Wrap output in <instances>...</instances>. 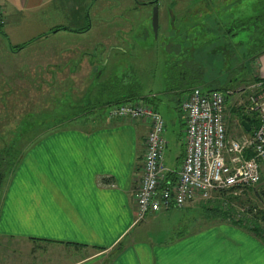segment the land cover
<instances>
[{
	"label": "rangeland",
	"instance_id": "obj_1",
	"mask_svg": "<svg viewBox=\"0 0 264 264\" xmlns=\"http://www.w3.org/2000/svg\"><path fill=\"white\" fill-rule=\"evenodd\" d=\"M80 1L76 3L78 9L73 3L67 7L65 21L58 23L61 16H51L46 25H64L73 30L90 25L89 30L75 31V35L64 29L55 40V47L75 44L82 50L79 56L67 52L53 61L48 69V85L41 87L45 81L41 72H7L2 68L8 66L0 67V76L4 77L0 82L3 163L17 162L24 150L49 130L122 120L110 116L114 105L109 108L106 101L135 94L139 99L134 101L144 102L140 96L153 91L158 94L157 107L168 125V140L172 132L170 118L177 113L171 90L181 84L179 67L196 75L192 65L203 71L202 83L193 87L224 91L228 129L234 132L242 128L241 114L248 113L240 102H246L249 87L264 76V0H160L157 35L151 0ZM49 42L53 44L54 40ZM74 60L80 66L76 74L69 70L74 69ZM27 91L32 98L26 96ZM166 154L169 163H174L170 145ZM263 187L264 183L238 195L214 192L190 208L174 209L171 218L165 217L159 227H151L148 235L162 239L167 232L176 237L206 225L233 224L211 214L218 207L232 210L234 217L249 228L264 230V203L258 193ZM175 225L172 230L168 228ZM7 241H0V264H68L87 256V251L79 248Z\"/></svg>",
	"mask_w": 264,
	"mask_h": 264
},
{
	"label": "crops",
	"instance_id": "obj_2",
	"mask_svg": "<svg viewBox=\"0 0 264 264\" xmlns=\"http://www.w3.org/2000/svg\"><path fill=\"white\" fill-rule=\"evenodd\" d=\"M79 2L0 0L5 18L0 28V67L8 66L2 68L7 72H41L45 76L41 87L48 85L53 61L67 52L79 56L82 49L75 44L55 47L64 30L50 32L57 25H46L51 16H61L58 23L65 21L67 7L73 3L78 9ZM69 30L72 35L77 32ZM25 42L29 43L23 49H12ZM73 62L74 69L69 70L76 74L80 66ZM186 95L172 93L177 113L170 118L172 132L166 140L164 161L173 173L179 170L186 153V115L181 107ZM26 96L32 98L30 91ZM148 96L160 111L158 94L153 91ZM106 102L110 108L116 100ZM167 126L166 122L164 136ZM149 129L148 119H122L43 133L24 150L1 189L0 241L23 240L31 246L51 244L87 251L86 257L68 264H264V241L235 224L206 225L176 237L167 232L162 239L148 235L151 227L157 228L165 217L171 218L174 209L185 210L172 208L149 214L142 221L136 219V192ZM168 145L175 157L172 164L166 154Z\"/></svg>",
	"mask_w": 264,
	"mask_h": 264
},
{
	"label": "built area",
	"instance_id": "obj_3",
	"mask_svg": "<svg viewBox=\"0 0 264 264\" xmlns=\"http://www.w3.org/2000/svg\"><path fill=\"white\" fill-rule=\"evenodd\" d=\"M5 18L0 7V27ZM227 95L220 90L195 87L181 107L186 115V153L175 180L165 161L166 121L144 102L115 104L110 116L119 119H148L146 153L136 192V219L152 213L207 200L214 192L235 195L264 183V76L248 89L243 111L259 119L258 127L231 132L227 123ZM241 106V105H240ZM167 181V186L162 183ZM264 203V187L258 191Z\"/></svg>",
	"mask_w": 264,
	"mask_h": 264
},
{
	"label": "trees",
	"instance_id": "obj_4",
	"mask_svg": "<svg viewBox=\"0 0 264 264\" xmlns=\"http://www.w3.org/2000/svg\"><path fill=\"white\" fill-rule=\"evenodd\" d=\"M2 27V26H1ZM0 27V28H1ZM68 30L70 29L69 27L67 26H56L54 28H52L50 30V32H58L59 30ZM90 29V25H87V27L85 28H81V29H77L76 31H80V32H85L87 30ZM73 30V29H72ZM30 42V41H29ZM29 42H25V43H22V44H19V45H15L12 47L13 50L17 51V50H21L23 49ZM194 67L192 68H195V73H192L191 71L187 70V71H184L183 68L179 67V77H180V80L182 79L183 81L186 80V79H189L188 81L186 82H183L182 83V80H181V84L177 87H174L171 91L175 94L178 93V95H185V94H188L190 93V91L195 88L193 87V84H196V83H202V75H203V71L200 69L199 66H195V65H192ZM189 75V76H187ZM195 75V76H194ZM199 75V76H197ZM260 79V78H259ZM197 87H201L200 86H197ZM203 88V87H202ZM204 89V88H203ZM206 90H220L222 91L221 89H212V88H205ZM178 91V92H177ZM142 96H145V95H142ZM140 96V99L142 101H144V103L146 102L147 104L151 105L152 107L155 108V105H154V102H153V99L150 98L148 95H146L145 97H142ZM138 96L135 95V94H132V95H128L126 97H121L120 99L116 100V103L115 104H119V103H123V102H138V101H134V100H138ZM114 104V105H115ZM156 109V108H155ZM157 110V109H156ZM242 111V110H241ZM243 113V111H242ZM241 119L242 120H245L247 122V124L249 125L250 127V131L253 130L254 128L258 127L259 125V119L255 116V115H250V114H241ZM3 150H0V192H1V189L4 185V182H5V179L10 175L12 174L16 167H17V164L19 163L20 159L13 163V162H7L5 161L3 163V160H4V157H3ZM167 180H175L176 178V175L174 173H169L167 175ZM167 181L163 182L162 183V187H166L167 186ZM208 208H206L207 210ZM209 212V210H208ZM232 210H229V209H225V208H217L215 209L214 211H211V214L215 215L216 217H222L224 218L225 220H230L233 224L235 225H238V226H241L245 229H247L248 231L252 232L255 236H257L258 238L262 239L264 241V230H260L258 227H253L251 226L250 228L242 223L241 219L240 218H235ZM120 247V245L118 246V248Z\"/></svg>",
	"mask_w": 264,
	"mask_h": 264
},
{
	"label": "water",
	"instance_id": "obj_5",
	"mask_svg": "<svg viewBox=\"0 0 264 264\" xmlns=\"http://www.w3.org/2000/svg\"><path fill=\"white\" fill-rule=\"evenodd\" d=\"M159 16H160L159 5H155L152 9V24L156 35L159 29ZM242 124L246 130L248 131L250 130V127L245 120H242Z\"/></svg>",
	"mask_w": 264,
	"mask_h": 264
},
{
	"label": "flooded vegetation",
	"instance_id": "obj_6",
	"mask_svg": "<svg viewBox=\"0 0 264 264\" xmlns=\"http://www.w3.org/2000/svg\"><path fill=\"white\" fill-rule=\"evenodd\" d=\"M151 4L153 5V7L155 6V5H159V12H160V0H151ZM153 9V8H152Z\"/></svg>",
	"mask_w": 264,
	"mask_h": 264
},
{
	"label": "bare ground",
	"instance_id": "obj_7",
	"mask_svg": "<svg viewBox=\"0 0 264 264\" xmlns=\"http://www.w3.org/2000/svg\"><path fill=\"white\" fill-rule=\"evenodd\" d=\"M183 103V102H182ZM182 105V104H181Z\"/></svg>",
	"mask_w": 264,
	"mask_h": 264
}]
</instances>
